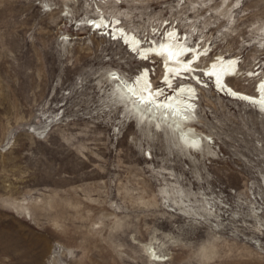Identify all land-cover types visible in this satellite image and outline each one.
I'll return each instance as SVG.
<instances>
[{
	"label": "rangeland",
	"instance_id": "1",
	"mask_svg": "<svg viewBox=\"0 0 264 264\" xmlns=\"http://www.w3.org/2000/svg\"><path fill=\"white\" fill-rule=\"evenodd\" d=\"M100 17L264 74V0H0V264H264V111L207 80L200 151L137 124L116 79L146 63Z\"/></svg>",
	"mask_w": 264,
	"mask_h": 264
},
{
	"label": "bare ground",
	"instance_id": "2",
	"mask_svg": "<svg viewBox=\"0 0 264 264\" xmlns=\"http://www.w3.org/2000/svg\"><path fill=\"white\" fill-rule=\"evenodd\" d=\"M117 20V18H113L112 21H109L100 17V19L90 21L93 25H97L99 30L108 29L109 38L111 37L110 32H112L114 39L123 40L127 51L131 52L130 49H132L144 57L158 58L161 60V65L163 64L161 76L164 75L165 81L153 85L152 88L148 85L147 74L149 71L145 68L143 71L141 68L136 74L135 80L132 81L124 80L119 75L118 79L116 76L113 77L118 81V91L128 101L127 110L135 116L137 124L152 128L155 125L160 129V131L156 130L160 134L165 133L170 137H175L180 145L183 144L185 147H193L200 151L201 148L198 146L202 139L191 134V123L189 122H192V119L197 116V101L195 100L198 94L197 87L199 85L202 87L203 82L208 83L207 80L210 81L213 89L216 84L221 95L224 94L229 99L253 104L256 108L264 111V80L259 84V90H254L252 93L237 89L228 82L229 78H232L231 74L240 70L239 62L235 56L219 54L216 55V58L211 59L206 66H202V53L206 49L203 50L202 46L199 47L200 44L196 47H194L195 44H188L187 36L185 40H182V37L178 38L180 33L177 34L175 28L167 29V37L161 41L156 40L144 45L135 34L123 29L121 23L116 24ZM104 25L107 27L105 28ZM101 35L105 36L103 33ZM121 43L123 44L122 41ZM188 51L192 56L190 54L185 56ZM192 57L199 58L197 63L191 59ZM256 69L255 71H258L260 67ZM223 76L226 78L222 82ZM149 77L152 82L150 73ZM214 79L215 83H213ZM173 81L178 82L176 86ZM165 82L168 83L167 86ZM193 124L192 126H194ZM149 248L146 249V252ZM152 254L153 250L150 252V255Z\"/></svg>",
	"mask_w": 264,
	"mask_h": 264
}]
</instances>
